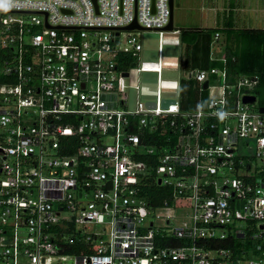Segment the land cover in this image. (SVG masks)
I'll return each mask as SVG.
<instances>
[{"label": "built area", "instance_id": "1", "mask_svg": "<svg viewBox=\"0 0 264 264\" xmlns=\"http://www.w3.org/2000/svg\"><path fill=\"white\" fill-rule=\"evenodd\" d=\"M1 7L0 264H231L246 249L210 245L232 235L263 253L259 75L229 73L224 52L210 56L222 66H183L208 91L205 109H186L182 76L178 92L161 91L169 0ZM134 20L144 29L123 28ZM142 31L158 34L157 61L137 62ZM134 67L157 74L156 94L142 101L132 86L129 107Z\"/></svg>", "mask_w": 264, "mask_h": 264}, {"label": "rangeland", "instance_id": "2", "mask_svg": "<svg viewBox=\"0 0 264 264\" xmlns=\"http://www.w3.org/2000/svg\"><path fill=\"white\" fill-rule=\"evenodd\" d=\"M223 4L228 3V0H173V25L178 28L187 27H200V28H211L214 25L215 12L210 8V6L222 7ZM210 4V5H209ZM231 4H233L231 0ZM234 5V4H233ZM249 14L258 20H262L259 24L254 23V26L264 27V19L259 14L249 12ZM231 19L234 17L230 14ZM218 21V18H217ZM223 24L222 22L220 23ZM164 44L161 51L160 66L162 68L160 78L164 81L161 91L164 96H172L175 92L179 90V81L181 76L183 77L182 88L183 94L182 99L187 102L188 105L186 109H205L208 100V91H199L201 84L195 80L187 81L186 73L183 68L186 62L189 63L193 58L190 55L191 47L186 52L183 51V44L179 41V35L173 32H164ZM141 43L142 50L138 54L137 62H154L158 59V34L154 31H142L141 33ZM198 47L202 46L205 49H210L209 55L213 58H220L223 54L222 45L224 43V38L220 37L219 40L215 41L213 39V30L202 29V33L197 35ZM123 41V37L122 40ZM195 42V41H194ZM191 46V45H190ZM198 53V52H197ZM196 51L194 56V65L201 66L202 64L209 65V61L199 58ZM207 56V55H206ZM197 57V58H196ZM199 58V59H198ZM198 62H195L197 61ZM190 67V66H189ZM188 68V67H187ZM156 82L157 74L155 72H138L136 68L129 69V76L125 79L126 86L128 88V104L129 107H133L137 94L132 86L138 85L139 87V99L142 101L154 100L156 94ZM261 96H259L260 98ZM195 104V106H194ZM251 150V149H250ZM246 151V149H243ZM240 245L246 249L249 257L251 258H261V264H264V250L263 253L255 252L253 250L256 240L249 238H242L238 240ZM263 243L264 249V241ZM213 254V253H212ZM249 257H244L242 259L234 260L231 264H245Z\"/></svg>", "mask_w": 264, "mask_h": 264}, {"label": "trees", "instance_id": "3", "mask_svg": "<svg viewBox=\"0 0 264 264\" xmlns=\"http://www.w3.org/2000/svg\"><path fill=\"white\" fill-rule=\"evenodd\" d=\"M177 29H179V41L184 44L183 51L186 52L189 50V47H191L190 55H192L193 59L189 63H187L185 59L186 67H196V65H194L193 54L195 51L196 53L201 51L200 54L197 55H199V58L209 61V65L207 66V63L202 64L200 62L201 66L198 67L206 69L212 66H222V61L217 59L210 60V49L204 51V47L199 49L196 39L197 35L202 29H211L213 30V34L219 32L221 37L224 38L222 49L226 56V65L229 73H255L259 75L261 78V85L259 87L260 89H256V92L261 96L259 98V104H264V27H234L228 22L227 24H222L220 27H178ZM198 59L195 62H198ZM180 93L183 94L182 85ZM162 188L163 187L158 186L156 183L150 185L149 189L152 191L153 195V198L150 200L152 203L157 204L165 198L166 195ZM238 240L236 236L232 235L226 239L214 240V244L210 246L223 248L235 247L237 250L240 245Z\"/></svg>", "mask_w": 264, "mask_h": 264}, {"label": "crops", "instance_id": "4", "mask_svg": "<svg viewBox=\"0 0 264 264\" xmlns=\"http://www.w3.org/2000/svg\"><path fill=\"white\" fill-rule=\"evenodd\" d=\"M232 2L234 5L231 4V0H228V3L226 4H223L222 2L221 8H218L217 6H210L209 9L215 12V18H216L214 19L213 26L220 27L221 22L223 23V25L229 22L234 27H260V26H254V23L259 24V22H261L262 20H258L256 16L252 17L249 14V12L253 11L254 13L259 14V16L263 17L264 16V0H232ZM230 14L233 15L234 17L233 20L231 19ZM217 18H218V21H217ZM201 33L202 31L199 34ZM197 43H198V40H197ZM201 47L202 46H199V49H201ZM200 52L201 51H198L197 54H200ZM181 104H183L182 106L184 108H187L185 107V105H188V103L184 102L183 99L181 101Z\"/></svg>", "mask_w": 264, "mask_h": 264}, {"label": "water", "instance_id": "5", "mask_svg": "<svg viewBox=\"0 0 264 264\" xmlns=\"http://www.w3.org/2000/svg\"><path fill=\"white\" fill-rule=\"evenodd\" d=\"M169 8H170V17H169V22L168 24L163 28V30L166 31H171L173 30L174 26H173V0H169ZM2 10L1 7V0H0V11ZM124 29H133V28H137V29H144V27H141L140 25L137 24L136 20H134L131 24L123 27ZM117 34V33H116ZM117 38V36H116ZM126 74V73H125ZM207 86V81H205L203 83V87ZM242 100L244 102H248V103H253L255 101V96L251 95H244ZM170 100H164L163 103L167 104ZM149 105H153V103H148ZM260 112H264V107H260ZM160 183V180H158V184Z\"/></svg>", "mask_w": 264, "mask_h": 264}]
</instances>
